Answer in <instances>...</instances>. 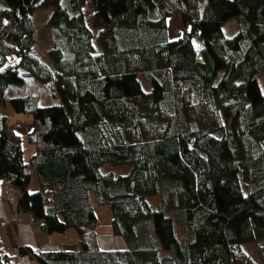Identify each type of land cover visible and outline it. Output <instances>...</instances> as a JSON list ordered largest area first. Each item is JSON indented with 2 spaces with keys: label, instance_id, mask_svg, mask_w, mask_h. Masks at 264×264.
Returning a JSON list of instances; mask_svg holds the SVG:
<instances>
[{
  "label": "trees",
  "instance_id": "16d2710c",
  "mask_svg": "<svg viewBox=\"0 0 264 264\" xmlns=\"http://www.w3.org/2000/svg\"><path fill=\"white\" fill-rule=\"evenodd\" d=\"M173 15L182 31L169 38ZM231 18L238 29L226 36ZM43 28L47 60L34 50ZM26 75L59 102L9 96L10 109L31 118L26 132L21 124L6 132L0 110V179L17 191L14 207L6 202L45 233L76 229L78 249L20 246L18 256L264 264V0H0V107L8 85ZM23 134L35 148L28 159ZM95 204L108 205L126 246L102 248L81 231L96 222ZM244 243H254L259 263ZM16 257L0 255V264Z\"/></svg>",
  "mask_w": 264,
  "mask_h": 264
},
{
  "label": "crops",
  "instance_id": "0c3cea01",
  "mask_svg": "<svg viewBox=\"0 0 264 264\" xmlns=\"http://www.w3.org/2000/svg\"><path fill=\"white\" fill-rule=\"evenodd\" d=\"M173 19L180 17L178 15L170 16ZM168 17V18H170ZM167 18V35L169 38H174L175 35H169V26ZM31 124V119L28 121V126ZM27 127L26 130H28ZM25 130V131H26ZM29 155L34 152L35 148H29ZM6 179H0V218L9 217L13 209L6 202V189L8 187ZM107 210V209H106ZM22 214L23 222L17 224L13 221H8L5 225L0 224V255L7 254L9 256L17 255L16 264H37V261L29 255L18 256V248L20 246H29L33 250H77L78 249V232L74 228L67 229L64 233H45L39 227V222L34 220L30 213ZM105 222L107 225H101L100 221L82 226V232H94L97 236L98 244L102 248H113L123 246V241L112 233L110 226V214L107 212ZM109 223V224H108ZM89 226H93L90 228ZM110 226V227H109ZM85 228H89L86 230Z\"/></svg>",
  "mask_w": 264,
  "mask_h": 264
},
{
  "label": "rangeland",
  "instance_id": "374dc122",
  "mask_svg": "<svg viewBox=\"0 0 264 264\" xmlns=\"http://www.w3.org/2000/svg\"><path fill=\"white\" fill-rule=\"evenodd\" d=\"M83 13L86 16V21H89V16L92 13V7L90 5L89 2H86V4L83 6ZM168 26H169V35H178L180 34V32L182 31V25L181 22L179 21L178 18L173 19L172 17L168 18ZM238 29V25L235 21L234 18L228 19L227 21H225L222 25V30L224 32V34L226 36H231L232 34H234ZM50 45V40H49V31L46 28H43L40 32H39V36L36 40V44L34 46V50L37 54H39V56L44 57V60H47L48 58V53L47 48ZM46 54V55H45ZM138 79L141 83V86L144 90H149L150 86H151V82L148 76H146L143 73H138ZM259 83H260V87L261 90L264 91V76H262L259 79ZM28 93H37L39 96V104L40 105H46L49 103H56L59 102V99L57 97H52L49 95L46 86L44 84H42L41 82H38L34 79V77L32 76H28L26 75L24 77V80L20 81V82H16V83H11L8 85L7 89H6V105L5 106H1L0 110L2 112H4V114H7L5 123L7 125V127H9L10 129L7 130L6 132L8 133H12L14 131H18L16 130V128L21 127L19 129L18 132H26L27 127L32 128V125L29 124L28 126V121L30 118V116L26 113H22V112H13L9 105H8V97L9 96H17V95H24V94H28ZM19 123V124H17ZM26 130V131H25ZM23 146H24V158L28 159L29 157V148H34L33 143H29L26 141L24 134H23ZM106 165V164H105ZM103 165L101 166V171H106V166ZM109 166V165H108ZM126 167L121 168V171H125ZM36 187V180L33 176L31 184H30V190H34ZM8 189V187H7ZM6 189V192H7ZM5 192V194H6ZM159 197L155 196L154 198H152V200H154V202H158ZM151 200V199H150ZM94 213L96 216V219H98V222L100 221L101 225H107V222H105V218H107V212H109L110 214V210L108 205H94ZM11 209H13V212L11 213V215L16 214L18 216V218L20 219L17 222L14 223H21L23 222V216L22 214L18 213L17 211L14 210L13 207H11ZM107 209V210H106ZM10 215V216H11ZM9 216V217H10ZM7 218V217H4ZM1 219V218H0ZM109 224V223H108ZM90 228H92L93 226H89ZM110 227V226H109ZM86 230H88L89 228H85ZM90 230V229H89ZM95 234V233H94ZM123 246L125 245L124 242ZM126 246V245H125ZM241 250H243L251 259L254 263H259V258H258V253L256 250V247L254 245V243H244L241 244ZM113 248H115L113 246ZM112 248V249H113ZM17 259V258H16Z\"/></svg>",
  "mask_w": 264,
  "mask_h": 264
},
{
  "label": "built area",
  "instance_id": "2783aa9c",
  "mask_svg": "<svg viewBox=\"0 0 264 264\" xmlns=\"http://www.w3.org/2000/svg\"><path fill=\"white\" fill-rule=\"evenodd\" d=\"M193 45H194L195 49L197 50V55L200 56V49L202 46V42L200 41V39L197 36H194V38H193ZM17 124H19V123H17ZM9 129L10 128L7 127V130H9ZM6 198H7V201L9 202V204H11L14 207L16 199H17V191H15L12 187H8L7 192H6ZM19 220L20 219L18 218V216L16 214H13L7 218H1L0 224L5 225L8 221L17 222Z\"/></svg>",
  "mask_w": 264,
  "mask_h": 264
}]
</instances>
